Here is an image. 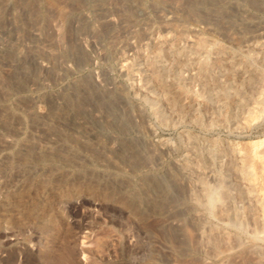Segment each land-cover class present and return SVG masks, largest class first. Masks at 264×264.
<instances>
[{"label": "rangeland", "instance_id": "obj_1", "mask_svg": "<svg viewBox=\"0 0 264 264\" xmlns=\"http://www.w3.org/2000/svg\"><path fill=\"white\" fill-rule=\"evenodd\" d=\"M156 1L0 0V264L64 245L67 264H264V0H182V17ZM107 14L170 42L121 67ZM75 120L100 153L50 131Z\"/></svg>", "mask_w": 264, "mask_h": 264}, {"label": "bare ground", "instance_id": "obj_2", "mask_svg": "<svg viewBox=\"0 0 264 264\" xmlns=\"http://www.w3.org/2000/svg\"><path fill=\"white\" fill-rule=\"evenodd\" d=\"M133 1V4H134V8L143 13V15H149L150 14V10L149 8L147 7L146 5V0H132ZM214 3L213 5L216 6V8H219L221 6V0H212ZM200 2V1H198ZM157 4H161L162 2L159 0V1H156ZM181 3H182V0H173L172 3L170 4L169 6V12L171 14H174L175 16L177 17H182L184 16L183 14V9H182V6H181ZM196 3H197V0H192L191 2V7H190V12L188 10V15L190 13H192L191 11H195V8H197L196 6ZM132 4V5H133ZM201 4V3H200ZM156 5V4H155ZM158 6V5H157ZM199 6V5H198ZM1 8V7H0ZM220 9V8H219ZM218 9V10H219ZM4 11V10H3ZM112 13V12H111ZM104 21L105 23L109 24L110 26H114L116 27L114 30L117 29V27L119 28V26H126L125 30H126V33H125V40L121 39L119 40L118 39V34L117 36H115L114 34L118 33L116 31V33H114L112 36L114 37L113 39H116L119 40L117 43H116V51H117V56H118V62L120 64L121 67H130V66H135L137 61L138 60H141V59H144L145 60V47L147 48V42L148 41H153L155 42L156 44L160 45L162 42H165L166 44L170 42V36L173 32V28H171L170 26H162V27H158V28H153V30H151L150 32H146V37L142 36L141 35V26L139 24V21L136 19L134 20L133 22H130L129 20H123V21H120L116 18V15L115 14H107L106 16H104ZM79 22V21H78ZM77 22V24H78ZM102 23L104 24V22L102 21ZM97 24V23H96ZM61 25V24H60ZM59 25V27H60ZM74 25V24H73ZM76 25V23H75ZM102 25V24H101ZM78 26V25H77ZM104 26V25H103ZM63 28V27H62ZM99 28V27H98ZM56 29V27L54 28ZM58 29V27H57ZM91 29H94V27H92ZM60 30V28L58 29ZM58 30H55L58 31ZM101 31V30H100ZM187 31V29H186ZM59 32V31H58ZM185 30H183L182 33H184ZM60 33V32H59ZM120 33V32H119ZM188 33V32H187ZM57 34V33H56ZM59 36V35H58ZM83 36V35H82ZM254 36V35H253ZM252 36V37H253ZM80 37V36H79ZM116 37V38H115ZM256 37V39L258 38H263L264 37V28H261L257 31L256 35L254 36V38ZM95 38V37H94ZM256 39H253L254 42L257 44L259 41H256ZM85 40V39H84ZM83 39L81 40L82 41V44L87 47L88 45V42L84 41ZM93 40V39H92ZM97 41V40H96ZM58 42V41H57ZM94 42V41H93ZM95 43V42H94ZM60 44V43H59ZM62 44V43H61ZM163 44V43H162ZM194 46H201V43L199 41H194L193 42ZM53 45V44H52ZM64 45V44H63ZM62 45V46H63ZM112 45V44H111ZM95 47H98L97 45H95ZM114 47V46H113ZM59 48V47H58ZM96 49V48H95ZM102 52L101 49H98L97 51V54L100 56L102 55ZM96 54V53H95ZM101 57V56H100ZM12 58V57H11ZM159 58V56L156 57V60ZM155 60V59H154ZM68 61V60H67ZM65 63V62H64ZM69 63V62H68ZM96 63V62H95ZM90 64V62H89ZM158 64V63H157ZM56 65V64H54ZM138 65V64H137ZM70 67V65H68L67 63H65V67ZM151 66L152 68H155L156 64H155V61H152L151 63ZM63 67V66H62ZM68 67V68H69ZM68 68H66L65 70H67ZM123 68V69H124ZM136 68V67H135ZM70 69V68H69ZM68 69V70H69ZM130 70V69H129ZM155 70V69H154ZM135 74V73H134ZM137 74H135L136 76ZM133 77V76H132ZM12 84V83H10ZM8 84V88L9 89H17L16 91H18V89H20L21 85L20 83H14L12 85ZM38 112V111H37ZM41 114V113H40ZM55 114V113H54ZM44 115V114H43ZM42 116V115H40ZM45 117V115H44ZM47 117V116H46ZM53 117V115H51V118ZM63 119V117H62ZM70 119V117H69ZM47 121V120H46ZM44 121V122H46ZM55 121V120H54ZM56 122V121H55ZM73 123V122H72ZM110 123V122H109ZM107 123V124H109ZM50 124V123H49ZM88 124V123H87ZM87 124L82 123V121H79V120H75V125L70 128L69 127V130H66V129H61L59 128V126H54V125H50V131L51 129L54 130L55 132L57 131L58 134H59V138H60V141L64 144V145H74L75 147L76 146H80V145H87L89 146V148L91 149V151H96L100 153V147H102V143H103V140L102 138L100 137L101 135H99L100 133L96 132L94 129H92V127L90 128ZM70 125H73V124H70ZM68 125V126H70ZM104 125V124H103ZM47 126V125H46ZM109 125H107V129H109L108 131L110 132L111 131V127L109 128L108 127ZM113 126V125H112ZM53 132V131H51ZM53 132V133H55ZM113 135L116 134L113 132H111ZM57 134V133H56ZM113 140L108 144L109 146V149L110 150H113V149H116V145L117 144H120L123 143V141L125 140H121L119 138V136H112ZM123 137V136H122ZM121 137V138H122ZM104 145V144H103ZM127 145V144H126ZM125 145V146H126ZM125 148V147H124ZM89 149V150H90ZM105 151V150H104ZM60 152V151H59ZM124 154L126 155L125 157H128V158H134L133 154H131V151L129 150H124L123 151ZM122 152V154H123ZM61 153V152H60ZM63 153V152H62ZM98 153V154H99ZM105 153V152H103ZM55 154V153H54ZM59 154V153H58ZM57 155V153L55 154ZM55 155H52V156H49L48 153L47 154H44V157L48 158V159H51V160H54L57 158V156ZM64 155V154H63ZM60 156V155H59ZM65 156V155H64ZM104 156L106 157H103L105 158V160L107 161L108 160V163L110 165L113 166V168L121 175L123 174V168L120 164H118L117 162H115L113 159H111L110 156H108V154H104ZM61 157V156H60ZM69 157V156H68ZM46 158V159H47ZM65 159V158H64ZM72 159V158H71ZM129 160V159H128ZM135 160V158H134ZM73 161V160H72ZM72 163V162H70ZM107 163V162H106ZM69 164H67L68 166ZM84 166V165H83ZM122 176V175H121ZM120 189V188H119ZM116 194L117 191H116ZM138 195V194H136ZM145 195H149V191H148V194L146 192ZM21 198V197H20ZM144 198V197H142ZM149 199V197H148ZM148 199H146L148 201ZM135 201L138 200V204H141V195L139 194L137 196L136 199H134ZM131 201V200H130ZM137 202V201H136ZM149 202V201H148ZM128 204V203H126ZM133 204V203H132ZM131 204V205H132ZM142 205V204H141ZM133 206V205H132ZM19 209V208H18ZM8 210V209H7ZM17 213V212H16ZM175 224V223H174ZM56 227V226H54ZM54 229V228H53ZM57 234V233H56ZM55 234V235H56ZM65 244V243H64ZM61 245V244H60ZM60 245L58 247H60ZM61 248V247H60ZM47 254V253H46ZM48 255V254H47ZM72 258V250L67 246V245H64V247L59 250L55 255H53V257H49L48 259L52 262H54L55 264H67L70 259ZM51 262V263H52ZM53 263V264H54Z\"/></svg>", "mask_w": 264, "mask_h": 264}]
</instances>
